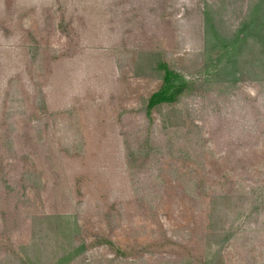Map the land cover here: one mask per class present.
Masks as SVG:
<instances>
[{
  "label": "rangeland",
  "instance_id": "374dc122",
  "mask_svg": "<svg viewBox=\"0 0 264 264\" xmlns=\"http://www.w3.org/2000/svg\"><path fill=\"white\" fill-rule=\"evenodd\" d=\"M251 1L0 0V264H264L263 46L204 17Z\"/></svg>",
  "mask_w": 264,
  "mask_h": 264
},
{
  "label": "trees",
  "instance_id": "16d2710c",
  "mask_svg": "<svg viewBox=\"0 0 264 264\" xmlns=\"http://www.w3.org/2000/svg\"><path fill=\"white\" fill-rule=\"evenodd\" d=\"M210 11H204L206 28L205 31L210 37H206L208 42L213 43L211 48L218 49L219 58L214 61L211 69L216 75H234V67L237 63V58L243 54L244 46L248 40L253 43H261L264 52V0H252L248 8V12L242 21L239 22L234 32L229 35H218L212 19L210 18ZM246 48V46H245ZM212 51V50H211ZM210 51V52H211ZM264 59H261V61ZM156 68L161 70L162 83L160 87L153 91L146 102V110L150 111L161 104H172L177 101L178 97L182 95L189 87L188 81L182 75L170 69L163 61H157ZM264 70V68H262ZM82 246L76 247L73 251L64 254L56 262L52 264H63L75 256ZM27 264H37L32 260H28Z\"/></svg>",
  "mask_w": 264,
  "mask_h": 264
}]
</instances>
